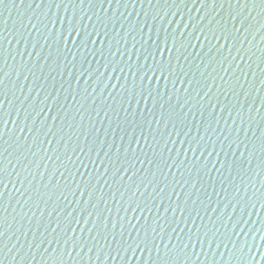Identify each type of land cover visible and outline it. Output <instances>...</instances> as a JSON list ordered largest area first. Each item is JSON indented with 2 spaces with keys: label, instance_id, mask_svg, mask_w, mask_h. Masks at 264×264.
<instances>
[{
  "label": "water",
  "instance_id": "1",
  "mask_svg": "<svg viewBox=\"0 0 264 264\" xmlns=\"http://www.w3.org/2000/svg\"><path fill=\"white\" fill-rule=\"evenodd\" d=\"M0 79V264H264L260 0H3Z\"/></svg>",
  "mask_w": 264,
  "mask_h": 264
},
{
  "label": "snow or ice",
  "instance_id": "2",
  "mask_svg": "<svg viewBox=\"0 0 264 264\" xmlns=\"http://www.w3.org/2000/svg\"><path fill=\"white\" fill-rule=\"evenodd\" d=\"M149 2H151V0H149ZM201 2L202 3H206V2H208V0H201ZM216 2V0H212V3H215ZM236 2L237 3H241V2H243V0H236ZM260 2L261 3H264V0H260ZM0 3H3V0H0ZM239 18V14H237V15H235V16H232L231 17V19L233 20V26L234 27H236L235 26V21L237 20ZM243 25H244V21H241L240 22V27H243ZM240 27H236V31L237 32H239L240 31ZM69 31L71 32V31H77V29H76V27L75 26H73V27H71L70 29H69ZM79 34V33H78ZM201 34H203V30H202V33ZM221 36H223L224 37V39L225 40H227V35L225 34V31L224 30H221L220 31V34L219 35H215V39L216 40H220L221 39ZM70 38V37H69ZM91 37L89 36V39H90ZM95 41H93V43H94ZM170 50V49H169ZM160 72H161V76L160 77H156L155 75H153V76H150V77H147V79H149V80H151V79H157V78H159V79H165L166 77L164 76V68L163 67H161L160 69ZM151 71H153V73H155V71H156V69L155 68H153V69H151ZM143 79V78H142ZM3 83V81H2V79H0V84H2ZM0 94H2V93H0ZM0 103H3L2 101H0ZM39 115V114H38ZM243 123V122H242ZM239 130H241V129H237V131H239ZM23 131V130H22ZM247 150V149H246ZM3 169L2 168H0V171H2ZM125 172H127V169H125ZM133 211H136V209H133ZM4 235V233L3 232H0V237H2ZM105 239H106V237H105ZM43 241H41V243H42ZM68 244V241L66 240L65 241V246ZM97 244H98V241H96V252H97V259H99V257H100V250L102 249V248H104V246L103 245H100L99 246V248H97ZM85 243H83V244H80L79 243V241L78 240H72V249L71 250H69V249H67V247H65V251H68L69 252V256H71V251H73V249H76V248H80L81 250L82 249H84L85 248ZM23 247V246H22ZM21 247V248H22ZM29 248H32V245L31 244H29V246H28ZM36 247L38 248V247H40V245H36ZM93 247H94V245H92L91 247H89V245L87 244V254H88V256H89V259H91V255H89V253H91L92 252V250H93ZM187 246L185 245V248H186ZM137 249H139L140 251H143L144 249H142V248H140L139 247V245H137V247L136 248H134V249H132V251L133 252H135ZM21 249H19L18 251H20ZM128 249L126 248L125 249V252L127 251ZM118 253H119V248H117V250H116ZM107 258H109V256L107 257ZM115 257H112V259H114Z\"/></svg>",
  "mask_w": 264,
  "mask_h": 264
}]
</instances>
